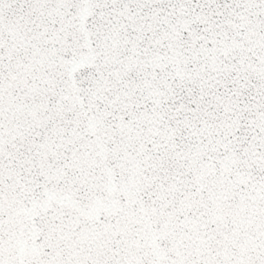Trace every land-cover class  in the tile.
I'll return each instance as SVG.
<instances>
[{"label": "snow or ice", "instance_id": "obj_1", "mask_svg": "<svg viewBox=\"0 0 264 264\" xmlns=\"http://www.w3.org/2000/svg\"><path fill=\"white\" fill-rule=\"evenodd\" d=\"M0 264H264V0H0Z\"/></svg>", "mask_w": 264, "mask_h": 264}]
</instances>
